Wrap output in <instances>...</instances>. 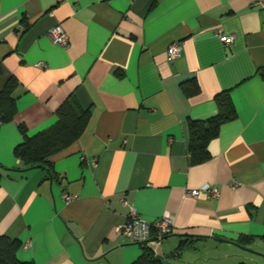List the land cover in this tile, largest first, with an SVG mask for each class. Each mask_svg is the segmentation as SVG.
I'll use <instances>...</instances> for the list:
<instances>
[{"label": "crops", "instance_id": "0c3cea01", "mask_svg": "<svg viewBox=\"0 0 264 264\" xmlns=\"http://www.w3.org/2000/svg\"><path fill=\"white\" fill-rule=\"evenodd\" d=\"M256 1L0 0V90L18 82L17 113L0 125V235L20 242V261L134 264L144 245L117 232L133 207L147 223L171 218L172 233L145 246L165 264H264ZM57 27L68 48L47 37ZM219 34L235 40L225 46ZM175 43L181 52L169 63ZM192 81L199 92L187 95ZM227 90L236 118L209 143L210 158L191 164L188 121L215 115ZM70 96L90 110L83 133L50 156L51 176L26 167L14 156L19 126L29 135L50 128ZM204 185L218 198L188 195Z\"/></svg>", "mask_w": 264, "mask_h": 264}, {"label": "trees", "instance_id": "16d2710c", "mask_svg": "<svg viewBox=\"0 0 264 264\" xmlns=\"http://www.w3.org/2000/svg\"><path fill=\"white\" fill-rule=\"evenodd\" d=\"M189 86L191 88L183 86L187 95L199 92L198 84L195 81H192ZM17 87V80L10 77L3 89L0 90V125L11 122L17 113L14 97ZM215 103L217 107L215 115L206 120L188 121V152L191 164H200L210 158L209 143L218 136L219 129L223 124L236 118V110L228 90L218 93L215 96ZM89 116V108L84 109L74 96H70L57 108L56 122L50 128L29 135L24 126H19L22 141L14 148V156L26 167L44 168L51 176L50 156L68 148L77 141L87 125ZM191 241V239L183 240L177 251L188 247ZM20 247L19 241L10 240L6 236L0 235V264H33L20 261L17 258ZM142 247V254L134 264H165L157 259L149 248Z\"/></svg>", "mask_w": 264, "mask_h": 264}, {"label": "built area", "instance_id": "2783aa9c", "mask_svg": "<svg viewBox=\"0 0 264 264\" xmlns=\"http://www.w3.org/2000/svg\"><path fill=\"white\" fill-rule=\"evenodd\" d=\"M254 5L264 10V0H257ZM18 29L20 30L21 28L19 27ZM47 37L54 44L64 48H68L69 46L65 32L59 27L50 30ZM219 38L225 46H230L235 40L233 34H219ZM180 52L181 46L179 43L170 45L167 50V61L169 63L174 62V60L179 57ZM188 195L194 198L204 195L207 198L215 199L218 198L219 192L212 186L204 185L199 190L189 192ZM65 199L67 201L69 200L68 197H65ZM123 202L126 203L125 199ZM172 231L173 222L171 218L163 217L155 223H147L140 218L133 207L129 210L126 222L117 229L118 234L123 236L128 242L144 246H149L154 242L161 244L163 240L172 233Z\"/></svg>", "mask_w": 264, "mask_h": 264}, {"label": "water", "instance_id": "95a60500", "mask_svg": "<svg viewBox=\"0 0 264 264\" xmlns=\"http://www.w3.org/2000/svg\"><path fill=\"white\" fill-rule=\"evenodd\" d=\"M215 240L218 241V242H226L225 240H222V239H215ZM241 249L244 250V251H247V252L253 253V251H251V250H248V249H245V248H242V247H241ZM256 254H257V253H256ZM257 255L263 257V259H264V255H262V254H257Z\"/></svg>", "mask_w": 264, "mask_h": 264}]
</instances>
